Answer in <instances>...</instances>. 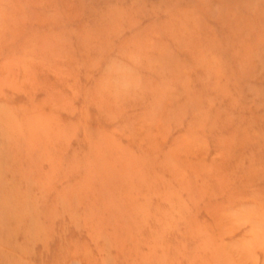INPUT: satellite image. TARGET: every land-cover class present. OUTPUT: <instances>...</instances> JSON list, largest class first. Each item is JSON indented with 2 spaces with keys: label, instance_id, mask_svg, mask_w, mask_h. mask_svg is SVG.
<instances>
[{
  "label": "rangeland",
  "instance_id": "obj_1",
  "mask_svg": "<svg viewBox=\"0 0 264 264\" xmlns=\"http://www.w3.org/2000/svg\"><path fill=\"white\" fill-rule=\"evenodd\" d=\"M0 264H264V0H0Z\"/></svg>",
  "mask_w": 264,
  "mask_h": 264
}]
</instances>
